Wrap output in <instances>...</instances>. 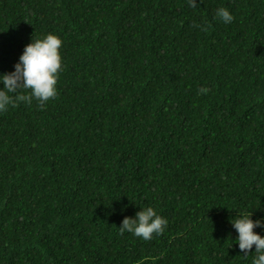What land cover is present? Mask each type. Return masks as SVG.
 <instances>
[{
	"label": "trees",
	"instance_id": "obj_1",
	"mask_svg": "<svg viewBox=\"0 0 264 264\" xmlns=\"http://www.w3.org/2000/svg\"><path fill=\"white\" fill-rule=\"evenodd\" d=\"M49 32L57 95L0 112V264H251L230 220H264V0H0V73ZM145 206L164 231L119 234Z\"/></svg>",
	"mask_w": 264,
	"mask_h": 264
},
{
	"label": "clouds",
	"instance_id": "obj_2",
	"mask_svg": "<svg viewBox=\"0 0 264 264\" xmlns=\"http://www.w3.org/2000/svg\"><path fill=\"white\" fill-rule=\"evenodd\" d=\"M189 7H195L197 0H187ZM215 17L225 24L233 20V16L225 7H218ZM62 41L54 33H47L42 37L33 39L27 43L14 63L11 71L0 73V112L9 105L22 101L31 103L35 100L40 106L57 95L58 73L62 71L60 47ZM19 89L28 90L26 93L17 94ZM200 92H207V88H201ZM251 212L235 215L230 220L235 229V244L243 257H247L249 250L253 248L255 255L251 258V264H264V235L254 231L260 228L264 231V220L252 219ZM167 219L158 214L151 206L139 208L133 217L125 216L116 227L119 234L130 232L144 240L152 238L153 234L159 235L164 231ZM231 246V245H230ZM252 251V252H253Z\"/></svg>",
	"mask_w": 264,
	"mask_h": 264
}]
</instances>
